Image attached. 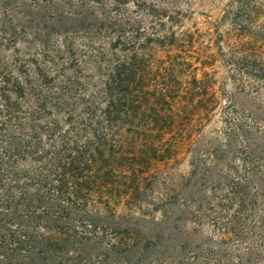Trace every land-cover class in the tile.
<instances>
[{"label":"trees","instance_id":"obj_1","mask_svg":"<svg viewBox=\"0 0 264 264\" xmlns=\"http://www.w3.org/2000/svg\"><path fill=\"white\" fill-rule=\"evenodd\" d=\"M191 3L0 0V264H264V59L222 33L189 49ZM222 12L264 36V0ZM183 146L193 184L161 217L117 215Z\"/></svg>","mask_w":264,"mask_h":264},{"label":"rangeland","instance_id":"obj_2","mask_svg":"<svg viewBox=\"0 0 264 264\" xmlns=\"http://www.w3.org/2000/svg\"><path fill=\"white\" fill-rule=\"evenodd\" d=\"M228 1L229 0H192L191 6H189L188 9L193 16L192 21L196 22L199 28H202V35L199 37L198 42L195 41L191 43L189 49L195 50L202 44L205 51L214 52L216 51V35L222 33L223 37L219 38L222 43L235 45L240 43L241 46L238 45V50L250 51L264 59V36L255 34L253 36H248V34L239 35L234 32L233 29L229 31L228 27L230 23H232L230 21H228L227 25L219 24L218 20L223 13L222 9ZM205 21L211 22V25L208 24L209 27L212 26L211 32H207ZM157 54H161V52ZM206 69L215 70L216 80L214 87L218 88L221 84L220 80H222L224 76L223 67L217 61ZM196 75L200 77L202 72L197 70ZM223 102L224 101L221 99V103ZM221 126L220 116L215 112L208 121L205 122L199 135L208 136L219 133L222 128ZM181 149L182 154H179L177 158H172L166 164L161 163L158 164V166L144 169V171H149V173L144 172L145 176L149 175L148 179H142L140 177L142 172H140V170L137 171V173H139L137 180L138 192H133L131 188H127L123 195L115 197L114 203H111L114 212L119 216H137L141 213H145L161 217L166 210L165 203H167L166 201L169 199L170 195H176L178 193L176 191L181 189L185 181L191 184L194 182V179L188 178L192 170L190 156L184 153V151L186 152L184 146ZM129 186L132 185L129 184ZM213 228L214 227L209 221H205V225L203 226L205 234L212 233L211 230H213Z\"/></svg>","mask_w":264,"mask_h":264}]
</instances>
